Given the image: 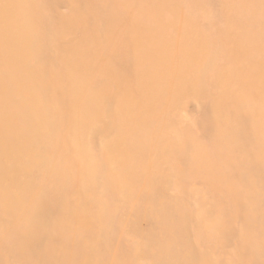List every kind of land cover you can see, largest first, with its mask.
Returning <instances> with one entry per match:
<instances>
[{
	"label": "rangeland",
	"instance_id": "rangeland-1",
	"mask_svg": "<svg viewBox=\"0 0 264 264\" xmlns=\"http://www.w3.org/2000/svg\"><path fill=\"white\" fill-rule=\"evenodd\" d=\"M0 264H264V0H0Z\"/></svg>",
	"mask_w": 264,
	"mask_h": 264
}]
</instances>
